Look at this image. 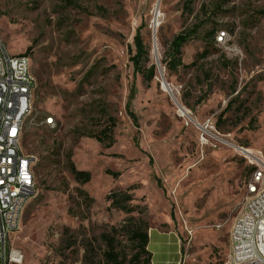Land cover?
<instances>
[{
    "label": "rangeland",
    "instance_id": "374dc122",
    "mask_svg": "<svg viewBox=\"0 0 264 264\" xmlns=\"http://www.w3.org/2000/svg\"><path fill=\"white\" fill-rule=\"evenodd\" d=\"M195 24L170 72V40ZM0 39L28 54L33 106L53 117L32 113L22 134L35 187L10 235L15 264H107L105 238L121 261L133 224L178 240L152 232L151 264H229L230 225L264 162V0H0ZM112 119L111 143L98 141Z\"/></svg>",
    "mask_w": 264,
    "mask_h": 264
},
{
    "label": "built area",
    "instance_id": "2783aa9c",
    "mask_svg": "<svg viewBox=\"0 0 264 264\" xmlns=\"http://www.w3.org/2000/svg\"><path fill=\"white\" fill-rule=\"evenodd\" d=\"M33 78L28 55L10 54L0 39V264H15L22 255L7 239V226L20 222L25 203L30 198L18 191H9L10 183L20 187H35L34 173L26 167L19 152L21 133L28 125L23 113L46 116L33 106ZM37 127V125H32ZM253 192L241 197V207L229 228V264L244 260V264H264V236L251 242V229L264 227V181L256 180V173L264 172V163L257 159Z\"/></svg>",
    "mask_w": 264,
    "mask_h": 264
},
{
    "label": "trees",
    "instance_id": "16d2710c",
    "mask_svg": "<svg viewBox=\"0 0 264 264\" xmlns=\"http://www.w3.org/2000/svg\"><path fill=\"white\" fill-rule=\"evenodd\" d=\"M198 28V25H194L192 28L180 31L177 33L169 42L168 49L166 51V57L163 60L164 66L170 71L175 72L179 67H184L181 58V48L182 46L194 35ZM212 35V34H211ZM134 47L135 51L131 54L130 59L134 64L136 71H142V65L149 62V47L143 43L141 35L136 32L134 35ZM30 48H27V51ZM206 53V52H205ZM23 55H28L22 53ZM145 80L150 81L156 74V67L153 63H150L146 70L143 71ZM128 108V105H127ZM132 116L133 114L129 112ZM133 117V116H132ZM114 121L110 122V125L105 127L100 134H95V138L100 142H105L106 140L110 144L112 141V131H113ZM69 171L73 174L74 178L79 182H86L89 180V173L83 170H77L72 165L68 166ZM127 200L129 196H126ZM117 202V201H116ZM123 209V206H122ZM128 239L131 244L132 250L129 254H124L122 260L126 264H151V252L148 250L149 234L147 227L142 224H133L131 228H128ZM107 249L103 252L102 261L107 264H121L120 254L115 251L113 238H105ZM82 264H87L83 262Z\"/></svg>",
    "mask_w": 264,
    "mask_h": 264
},
{
    "label": "bare ground",
    "instance_id": "6f19581e",
    "mask_svg": "<svg viewBox=\"0 0 264 264\" xmlns=\"http://www.w3.org/2000/svg\"><path fill=\"white\" fill-rule=\"evenodd\" d=\"M31 114L32 113H23V120H28L31 117ZM42 123L45 125L51 126L53 124V117L48 116V115L45 116L42 120ZM22 134L23 133H21V140H22ZM245 150H246V152H251L250 149H245ZM19 152H22L23 158H32V156L30 154L26 153L23 150L21 143H19ZM260 163H261V160H260ZM262 163H264V162H262ZM26 167H31V173H34L33 172V161H32V159L26 160ZM9 191H18V194H25V195L30 197L34 192V188L33 187H20V183H10L9 184ZM18 225H19V223H14L13 225L7 226V239H10V235H11L12 231L16 230L18 228ZM259 236H264V227H260L259 234H258V229H251V231H250L251 242H258ZM233 264H244V260H235L233 262Z\"/></svg>",
    "mask_w": 264,
    "mask_h": 264
},
{
    "label": "crops",
    "instance_id": "0c3cea01",
    "mask_svg": "<svg viewBox=\"0 0 264 264\" xmlns=\"http://www.w3.org/2000/svg\"><path fill=\"white\" fill-rule=\"evenodd\" d=\"M152 232H156V233H160L161 235H167V236H170L171 238L169 239V241L174 244L176 247H178V240L175 239V235L174 234H170V233H163V232H158V231H152ZM152 232L149 233V238L151 237L152 235ZM150 240V239H149ZM148 245H149V242H148ZM148 250H149V246H148ZM150 251V250H149ZM152 255V253H151Z\"/></svg>",
    "mask_w": 264,
    "mask_h": 264
},
{
    "label": "water",
    "instance_id": "95a60500",
    "mask_svg": "<svg viewBox=\"0 0 264 264\" xmlns=\"http://www.w3.org/2000/svg\"><path fill=\"white\" fill-rule=\"evenodd\" d=\"M162 85H164V87H165L168 91H170V89H169V87H168V84H167L165 81H162Z\"/></svg>",
    "mask_w": 264,
    "mask_h": 264
}]
</instances>
